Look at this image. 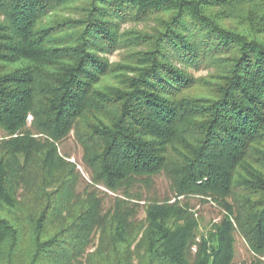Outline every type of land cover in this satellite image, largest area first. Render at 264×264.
I'll return each mask as SVG.
<instances>
[{
	"label": "trees",
	"instance_id": "trees-1",
	"mask_svg": "<svg viewBox=\"0 0 264 264\" xmlns=\"http://www.w3.org/2000/svg\"><path fill=\"white\" fill-rule=\"evenodd\" d=\"M70 5L77 17L50 16ZM0 17V264H233L235 233L254 255L240 264H264V161H248L264 157V0H0ZM150 17L131 74L100 83L119 23ZM205 62L211 92L192 95L177 64ZM71 131L95 184L149 188L162 174L171 197L225 214L200 230L177 199L148 203L141 222L74 197L55 146Z\"/></svg>",
	"mask_w": 264,
	"mask_h": 264
},
{
	"label": "rangeland",
	"instance_id": "rangeland-1",
	"mask_svg": "<svg viewBox=\"0 0 264 264\" xmlns=\"http://www.w3.org/2000/svg\"><path fill=\"white\" fill-rule=\"evenodd\" d=\"M78 9L75 5H70L68 8L58 9L54 14H51L54 19H64L69 17H77ZM48 18H45V21ZM2 18L0 17V21ZM240 19L228 18L226 23L230 26L237 24ZM157 19L155 17L146 18L141 21L126 20L119 23V33L122 35V42L119 46L114 48L111 52L103 54L109 64V71L106 76L101 78L102 84H116L118 82L120 73L131 74L127 67H130L136 63V51L145 48L143 44V38L134 40L139 34L150 33L156 26ZM59 28V26L57 27ZM58 31V30H57ZM129 39V40H126ZM177 64V63H176ZM179 67L186 70V72L195 80L192 88L187 92L196 96H207L210 92V85L215 81L214 73L216 68L210 63L200 65L198 68L184 67L182 64H177ZM32 118L29 115L27 117V124L29 131L33 133V137L39 140V143L44 142L45 136L37 134L31 127ZM4 134L0 130V140L8 139L10 136H3ZM15 136V135H13ZM12 136V137H13ZM39 146V145H38ZM57 153L62 157L63 161L67 163L74 184V197H78L81 200L91 201L97 199L101 203L103 212L113 213L116 209L123 211L127 209V212H134L135 221H143L144 210L148 203L154 200H163L167 197L168 202H172L177 199L189 213L193 214V217L198 220L200 230H205L211 223L219 222L223 214H225L224 208L209 197L199 195H187L177 198L171 197L169 189V180L162 174L153 177L152 186L147 188L139 184H135L130 188L110 190L103 185L95 184L91 180L90 171L84 166L82 162L83 148L77 141L75 134L71 131L63 139L55 143ZM261 153L264 154V142L258 146ZM36 145L32 147V150L36 152ZM254 154L252 159L248 160L255 167H262L264 157ZM160 201V202H161ZM230 199H227L229 202ZM124 202H126V205ZM159 202V201H158ZM97 242V235L91 234V242L87 246L86 252H91L95 248ZM194 249H192V253ZM253 253L249 249L245 240L239 233L234 234V257L233 264H240L241 262H249L253 258ZM264 258V257H263Z\"/></svg>",
	"mask_w": 264,
	"mask_h": 264
}]
</instances>
